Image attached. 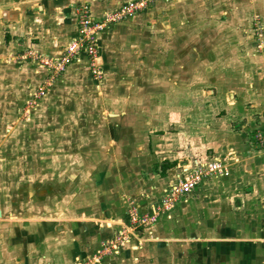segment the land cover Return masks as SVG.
Wrapping results in <instances>:
<instances>
[{
	"label": "crops",
	"instance_id": "1",
	"mask_svg": "<svg viewBox=\"0 0 264 264\" xmlns=\"http://www.w3.org/2000/svg\"><path fill=\"white\" fill-rule=\"evenodd\" d=\"M127 1L129 0H18L16 6L10 7L9 1L0 0V115L6 117L5 122H3L4 118L0 117V123L6 125L2 128V134L7 132L8 136H11L15 130L19 131L20 127L23 129L19 124L18 126L12 124L20 120V117H15L14 112L17 108L13 106L27 101L31 90L42 84L43 70L35 63L13 60V54L20 52L21 55L22 50L29 47L40 53L58 57L63 46L76 35V8L87 4L92 17L99 18L106 11L116 9ZM236 1L158 0L156 5L147 8L144 12L131 14L97 32V65L103 74L131 71L135 73V76L131 77L134 79H138L137 74L143 72L149 81L147 83L152 87L153 76L148 74L184 73L193 69L195 67L193 64L201 60L213 61L216 71L225 69L227 65L221 66V63L228 62V58L223 60L224 55L219 53L214 43L213 51L206 45L205 42L210 38L197 36L194 37L196 39L194 42L185 44L186 40H191L186 39L185 35L193 30L189 32L186 30L183 35L180 27L184 20L179 19V22L170 20L166 11L177 10L175 19L178 18L181 10L182 16L195 12L198 17H212L214 8L224 15L231 16ZM161 15L168 19L162 18ZM157 30H160V33L155 35L154 32ZM172 32H175V35ZM157 36H162L159 40L160 45L154 46ZM180 42L184 43L180 45ZM127 64L129 70L125 68ZM168 79L170 80V75ZM169 80L161 81L163 89L171 88ZM173 83L177 88L176 85L180 82L177 79ZM258 84H260L258 81L249 82V87L245 91L241 89L237 92L227 88L219 89L218 86L219 92L213 91V100L209 102L210 106L213 105V129L210 130L208 125L209 132L190 125L181 126L177 131L161 130L160 132L152 131L153 127H146L147 129H144L147 132L146 144L142 146L145 147L146 157H127L128 166H122L123 162L117 160H113L110 165V168L115 170L127 168L129 171L128 174L121 173L122 178L126 180V186L120 184L119 188H115L113 197L109 196L108 190L104 187L109 164L103 162V168H100L101 161H95L93 155L89 156L87 163L92 167L98 165L100 168L94 174L93 180L87 182L88 186H92V190L95 188L93 186H96V196L90 198L92 195L90 190L88 192L80 190L81 192L77 193L79 195L71 194L72 201L79 200V197L82 201L81 206L75 209L55 208L59 210L53 211L54 213L47 214L40 211L27 217L16 216L15 224L0 226V264H76L95 251L103 240L110 238L118 223L126 220L128 215L126 208L130 204L128 201H131L132 206L137 210L149 212L161 198L164 188L172 181L179 164L205 162L212 158L223 163L228 159L231 161V167L236 168L234 171L229 170L224 163L226 171L219 174V177H223L224 185L231 189L238 185L243 186L245 183L252 186L242 187L244 193L241 191L238 194L231 190V193L227 192L226 195L225 193H219V196L211 195L209 198L211 207L208 210L204 206H198V200L207 195L204 194L203 188H207L208 185L210 188L213 184L206 178L195 191L183 196L168 212L161 214L159 216L161 223L147 226L141 233L138 231L117 255L104 257L96 264H140L141 260H146L145 262L149 264H169L166 256H162L164 252L174 250L178 246L183 249L203 247V242L207 239L199 237L198 242L195 239L201 231L214 232L213 258H210L213 264H264V176L257 177V183L247 179L251 178L250 175L256 168L264 171V152L258 154L253 152V148L247 145L245 140L252 135L249 129L253 125L264 129V112L262 113L264 104L257 100L260 96L255 89ZM93 85L96 89L101 87L100 84L95 85L90 81L87 57L84 53H80L67 64L64 73L50 87L47 95L62 94L63 100L58 99L68 110V114L64 113L65 117L68 119L70 116L69 119L75 120V116L79 118L80 114L86 116L83 112L76 113L75 109L80 100L86 99V95L97 93L93 91L95 89ZM76 96H79L78 99ZM163 96L167 101L169 92L166 91ZM48 99L50 97H44L41 106L51 101ZM116 102L122 103L114 100V103ZM163 103L169 105V101ZM132 104L138 107V101ZM39 107L38 104V107L33 108V117L41 115L42 107ZM119 111L109 118L111 123L106 126L109 137L114 140L117 138L119 140L122 135L129 132H125L123 125L117 122L127 118L130 120L143 118L141 112ZM256 112L260 114L257 116L254 114ZM168 115L170 119V114ZM146 120H150L148 113ZM238 120L246 121L248 125L243 126L242 129L240 123L232 125ZM39 129V126H35L31 130L39 131ZM241 143L243 146H239ZM130 145L125 146L126 149L122 151L131 153L132 149H138L136 143ZM99 147L97 151L100 152ZM238 147L243 148L238 149ZM94 149L91 151L87 146L76 151L90 154ZM118 152L122 153L121 149ZM163 160L174 164L162 172L156 165ZM138 166L144 168V174ZM241 168L247 174V178L227 180L230 171L235 172ZM139 172L144 177H139ZM254 184L263 186V189L258 187L257 196L256 192L252 191L253 188L255 190ZM224 197L228 198L224 199ZM0 216H2L1 211ZM201 219L206 220L205 226ZM172 222H175V226H172ZM250 233H255L257 239L244 240L246 234ZM208 240L212 241V239ZM210 247L211 244L208 245V248ZM233 251L241 252V256L235 258L232 255Z\"/></svg>",
	"mask_w": 264,
	"mask_h": 264
},
{
	"label": "rangeland",
	"instance_id": "2",
	"mask_svg": "<svg viewBox=\"0 0 264 264\" xmlns=\"http://www.w3.org/2000/svg\"><path fill=\"white\" fill-rule=\"evenodd\" d=\"M6 1L10 2V7H14L18 0L16 2L14 0ZM157 1L150 2L147 8L156 5ZM233 6L231 16L224 15L220 10L214 8L212 17H198L195 12L182 16L183 11L181 10V12L179 11L180 15L175 19L177 10L170 9L166 11L167 17L170 20L173 19L175 22H179V19L184 20V23L180 22L182 24L180 32H183V35H185L186 30L188 32L193 30L190 34L185 35L186 39H191L190 41L186 40L185 44L194 42L196 40L194 37L197 36H207L210 38L205 42L206 45L213 51L214 43L219 53L224 55L223 60L228 58V62L223 61L221 63V66L227 65L225 69L216 71V67H213V61L209 59L201 60L199 63L193 64L195 66L193 69L186 70L184 73L148 74L153 76V87L149 86L150 84L147 83L149 81H147L146 74L143 72L137 74L138 79H134L131 77H134L135 73H131V71L122 73L116 71L109 74H103L101 71L100 77H95L89 70L90 81L95 85L100 84L103 87L96 89V86L94 87L93 85L95 88H93V91H97V93H89V95L85 96L86 99L80 100L81 102L77 105L75 111L76 113L83 112L86 116L80 114L79 118L75 116V120L69 119L70 116L68 119L65 117L64 113H67L68 110L66 106H62L61 100L59 101L58 99L63 97L62 94L50 93L47 95L50 87L62 76L67 65H65L62 71L49 70L42 66L37 59L33 58L32 52L35 51L37 54H41V56L46 54L29 47L25 48L24 51L22 50L23 53L21 52V55H19L20 52H16L15 55L13 54V60L35 63L43 70V76L41 86L31 90L29 99L21 105L16 104L13 106V108L15 106L17 108L14 112L15 114H13L15 117H20V120H16L12 124H16V126L19 124V126H23V129L20 127L19 131L15 130L11 136H8L7 132L2 134V128L6 127V125L0 123V211L2 212V216L0 217L3 218H0V226L9 223L15 224L16 216L27 217L40 211L48 214L54 213L64 207L75 209L81 206L82 201L80 197L79 200L72 201L71 194L76 195L83 190H87V192L90 190L89 192L92 193L90 198L95 197L97 193L96 186H93L95 188L92 190V186H88L87 182L92 181L98 169L103 168V162L109 164V167L106 169L108 175L105 179L104 187L108 190L109 196L113 197L115 188H119L120 184L126 186V180L122 178L121 173L128 174L129 171L127 168H117L115 170L110 168V165H112L113 160H117L123 162L122 166H128L127 157H146L144 152L145 147H142L146 144L147 132L144 131L146 127H153L152 131L154 132H160L161 130L177 131L184 125L197 126V129L200 127L207 132H209L207 129L208 125L210 130L213 129V105L210 106L209 102L213 100V91L219 92L217 90L218 86H220L219 89L227 88L228 90L231 89L237 92L241 89L245 91L249 87V82L258 81L260 84L255 89H257V94L260 97L257 100L263 105L264 0H237ZM146 9L133 14L142 13ZM75 15L77 16V8L75 9ZM162 18L166 19L165 16H162ZM159 27L161 26L159 25ZM154 33L155 35L159 34L160 30ZM172 34L175 35V32H172ZM161 37L155 39L154 46L160 45L159 40ZM183 43L180 42L179 44ZM65 46H63L62 51ZM125 68L130 69L128 64ZM168 75H170V80L168 79ZM176 78L180 82L176 85L177 88L174 87L175 84L173 83L174 80L177 81ZM162 80H169L171 88L163 89L161 85ZM41 90L43 94L39 93ZM166 91L169 92V99L167 101L163 96ZM177 93L178 96L180 95L179 97ZM44 97H50L48 100L51 101L47 100L49 103L41 106L40 103ZM76 97L78 99L79 96ZM114 100L122 102L120 103L121 105L117 104V102L114 103ZM136 101H138V107L132 104ZM163 101H169V105L168 103L165 105ZM145 103H148V105ZM38 104L42 107L40 109L41 115L33 117V108L38 107ZM52 104L54 105L51 106ZM119 110L122 113L141 112L143 118L142 120H130L127 118L117 122L123 125L125 132H129L124 134V136L122 135V138L119 140H117V137L114 140V138L109 137L106 126L111 123L109 118L114 114H118ZM147 113L148 118H150L148 121L146 120ZM168 113L170 114V119ZM254 114L258 116L260 113L256 112ZM0 117L3 116L0 115ZM3 118V122H5L6 117ZM253 118L255 117L253 116ZM236 123H240V129L248 125V122L246 123V121L243 122L242 120L234 121L232 125ZM35 126H39V131L31 130ZM256 130H262V127L253 125L249 129V133L253 134ZM246 132L248 131L246 130ZM245 140L246 144L253 148V152L257 154L264 152L253 140L252 135ZM129 143H136L138 149H132L131 153L122 151L126 149L125 146H131ZM87 146H89L91 151L94 148L96 149L90 154L76 151L84 147L87 148ZM98 146H100V152L97 151ZM239 146H243V144L241 143ZM242 148L238 147V149ZM119 149H121L122 153L118 152ZM92 155L95 156V161H101L99 163L100 168L98 165L92 167L87 163L88 157ZM224 163L229 170L234 171L236 169L231 167V161H228V159ZM138 168L142 174L145 173L144 168H140L139 166ZM157 168L159 170L158 166ZM240 170L241 172H239ZM240 170L235 172L230 171L227 180L235 181L236 178H247L248 176L243 172V168ZM141 173L139 172V177H144ZM250 176L251 178L248 177L247 179L254 180V183H257L256 178L263 177L264 171L256 168L255 172L252 171ZM207 179L213 182V184L210 188L209 185L207 188H203L204 194L207 195L198 200V206H204L208 210L211 207L209 201L211 195L219 196V193H225L226 195L227 192L231 193V190L239 194L241 191H244L245 187L252 186L245 183L243 186L238 185V187L231 189L229 186L224 185L222 181L223 177L221 178L219 175H211ZM214 182L216 183L214 184ZM242 187L244 188L242 189ZM254 187L255 190L253 188L252 191H255L257 196V189L261 186L254 184ZM261 189H263V186ZM128 202L130 204L126 208L127 218L124 222L118 223V227L115 229V232L124 230L128 232H121L122 244L117 242L115 248L110 247L112 239L106 238L103 240L106 241L105 249L102 248V241L99 247L95 251H92L84 260L93 261L96 264L104 257L117 255L120 249L127 242L131 241L138 231L141 233L142 227L130 223V215L133 212L146 214L148 211H139L132 206L131 201ZM158 220L159 217L154 223L162 222V220ZM201 220L203 226H205L206 220ZM176 224L179 223L176 222ZM172 226H175V222H172ZM133 229L137 230L135 234L131 232ZM115 232L112 233V236L115 235ZM123 234L129 235V237L125 240ZM213 234L214 232L208 233L206 231H201L198 234V237L195 238L196 242H198L199 237L207 239L203 242L202 248L194 249L192 247V249H183L178 246L174 250L164 252L162 256H166L165 258L170 262L169 264H213V261H210V258H213V236H215ZM246 235L244 240L250 239L252 241L257 239L255 233ZM239 236L242 237L241 234ZM208 239H212V241ZM210 244L211 247L208 248ZM232 255L237 258L241 256V252L235 251ZM145 259L147 258L145 257ZM145 261L141 260L139 263L149 264Z\"/></svg>",
	"mask_w": 264,
	"mask_h": 264
},
{
	"label": "built area",
	"instance_id": "3",
	"mask_svg": "<svg viewBox=\"0 0 264 264\" xmlns=\"http://www.w3.org/2000/svg\"><path fill=\"white\" fill-rule=\"evenodd\" d=\"M155 0H129L116 9L106 11L101 17L93 18L90 8L87 4H82L77 8V31L65 46L58 57L41 56L35 51L32 52L33 58L44 67L53 71H62L70 61L76 58L80 53L87 57L90 72L95 77H100L101 71L97 65L98 48L96 44V34L102 31L107 25L123 20L129 15L142 11L148 7V4ZM43 94L41 90L39 92ZM253 140L260 148L264 149V129L256 130L252 134ZM226 171L223 162L212 158L205 162H186L177 166L172 181L164 188L161 198L146 214L133 212L130 215V223H134L142 229L154 224L161 214L168 212L174 204L183 196L195 191L201 182L211 175H219ZM136 226V227H137ZM146 226V227H145ZM121 232L128 233L127 230L115 232L111 236L110 247H116V243L122 244ZM131 232H137L133 229ZM126 240L129 235L123 234ZM127 236V237H126ZM123 239V241H125ZM106 241L102 242V248L105 249ZM77 264H94L93 261L83 260Z\"/></svg>",
	"mask_w": 264,
	"mask_h": 264
},
{
	"label": "trees",
	"instance_id": "4",
	"mask_svg": "<svg viewBox=\"0 0 264 264\" xmlns=\"http://www.w3.org/2000/svg\"><path fill=\"white\" fill-rule=\"evenodd\" d=\"M174 163L173 162H170V161H168V160H163L162 162H160L158 165H156V166H158L159 168H160V170L163 172L166 168H168V167H170V166H172ZM155 166V167H156Z\"/></svg>",
	"mask_w": 264,
	"mask_h": 264
}]
</instances>
